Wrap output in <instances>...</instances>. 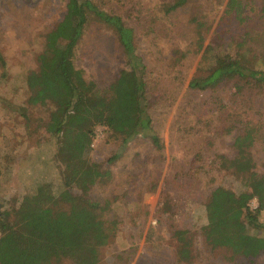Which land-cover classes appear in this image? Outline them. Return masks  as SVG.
Instances as JSON below:
<instances>
[{
	"label": "rangeland",
	"instance_id": "1",
	"mask_svg": "<svg viewBox=\"0 0 264 264\" xmlns=\"http://www.w3.org/2000/svg\"><path fill=\"white\" fill-rule=\"evenodd\" d=\"M92 1L133 30L153 102L152 129L161 142L157 149L148 137L137 135L108 161L118 141L105 127L96 125L91 137L73 135L72 157L88 156L108 172L87 193L103 207V218L116 222L113 235L98 250V264H264V232L221 236L223 246L214 249L199 236L209 191L215 186L243 188L240 176L219 156H233L235 133L255 129L249 152L255 171L264 175V89L254 86L241 98L222 89L217 100L211 92L186 87L192 75L204 72L198 69L201 51L226 0H187L171 11L165 7L172 0ZM249 1L239 0L248 20L258 24L264 0ZM65 15L74 22L75 8L68 0H0V206L15 216L19 210L34 213L59 190L52 159L54 128L47 122L50 106L27 102L25 76L36 70L37 55L45 48L55 66L71 35L55 28ZM262 26L243 48L257 68H264ZM86 27L75 46L74 64L85 79L104 89L123 66L122 54L109 30L93 31L92 20ZM220 32L226 38V25ZM40 183L49 185L32 196ZM161 194L172 203L168 214L155 211ZM249 205L254 207L255 200ZM257 218L264 223V209ZM172 227L189 230V261L177 259Z\"/></svg>",
	"mask_w": 264,
	"mask_h": 264
},
{
	"label": "trees",
	"instance_id": "2",
	"mask_svg": "<svg viewBox=\"0 0 264 264\" xmlns=\"http://www.w3.org/2000/svg\"><path fill=\"white\" fill-rule=\"evenodd\" d=\"M68 2L74 5L76 18L71 23L65 15L55 25L56 29L71 33L55 66L49 49L45 48L37 55L36 70L25 76V85L30 91L27 102L50 106L47 122L54 128L52 159L58 171L59 190L56 195L51 192L49 201L30 215H23L19 210L15 216L0 206V264H53L61 259H68L69 264H98V250L113 235L116 222L104 219L103 207L87 193L95 183L108 177V172L100 170L88 156L72 157L71 141L75 133L84 132L91 137L96 125L105 127L118 141L116 152L108 161L118 158L127 142L137 135H145L155 148H161L152 129L149 110L153 102L147 91L143 62L135 49L132 28L118 14L102 10L92 0ZM186 2L172 0L165 11ZM244 11L245 4L239 0H226L201 51L198 69L204 72L188 79L189 90L208 91L219 100L220 96L216 95L222 89L240 98L254 86L264 89V68L255 67L243 50L245 43L262 29L264 18L256 24L248 20ZM263 13L264 6L259 8L258 16L263 17ZM91 20L93 31L104 29L114 35L123 58V66L104 89L85 79L83 70L73 60L75 46ZM223 25L228 31L226 38L220 32ZM254 138L252 127L235 133L230 142L233 156L219 155L227 163L225 166L240 176L243 188L233 191L215 186L209 191L203 204L205 223L199 229V236L211 249L223 246L219 242L221 236H254L264 232V223L257 218L264 209V175L255 171L249 152ZM40 184L32 196L39 188L49 185ZM252 199L256 203L254 207L249 205ZM158 202L156 212H171L172 203L163 194ZM169 234L175 241L177 259L189 261L192 257L189 230L172 227Z\"/></svg>",
	"mask_w": 264,
	"mask_h": 264
}]
</instances>
